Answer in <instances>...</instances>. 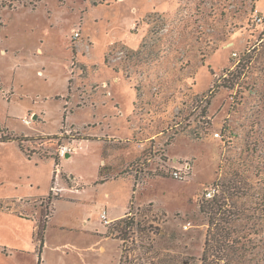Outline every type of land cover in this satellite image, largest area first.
I'll list each match as a JSON object with an SVG mask.
<instances>
[{"label": "rangeland", "instance_id": "rangeland-1", "mask_svg": "<svg viewBox=\"0 0 264 264\" xmlns=\"http://www.w3.org/2000/svg\"><path fill=\"white\" fill-rule=\"evenodd\" d=\"M0 131L33 154L5 147L8 180L49 196L60 163L45 264H201L206 192L264 158V0H0ZM104 147L127 178L99 181ZM175 159L188 180L165 174ZM115 207L134 215L107 227Z\"/></svg>", "mask_w": 264, "mask_h": 264}, {"label": "trees", "instance_id": "trees-1", "mask_svg": "<svg viewBox=\"0 0 264 264\" xmlns=\"http://www.w3.org/2000/svg\"><path fill=\"white\" fill-rule=\"evenodd\" d=\"M210 126L209 122L204 124V135L213 137ZM233 132L230 130V133ZM14 140L19 141L24 149L22 140ZM250 144L252 146L248 147L247 156L252 157L253 154L258 160L261 159L260 154L256 153V147H260L257 139ZM103 155H106L105 147ZM247 160L255 162L248 157ZM258 165L252 169L247 163L246 169L242 167L240 172L233 171L227 184L219 183L221 192L218 191L203 204L202 213L208 217L209 228L201 264H264V158L259 160ZM104 171L105 167L100 170L102 176L105 175ZM48 201L50 203L49 197ZM44 229L45 225H41V236Z\"/></svg>", "mask_w": 264, "mask_h": 264}, {"label": "crops", "instance_id": "crops-1", "mask_svg": "<svg viewBox=\"0 0 264 264\" xmlns=\"http://www.w3.org/2000/svg\"><path fill=\"white\" fill-rule=\"evenodd\" d=\"M87 92L89 96L87 101L89 104L91 103L93 109L96 110V106L93 104L98 102V97L91 95V92H94V88L91 87L87 89ZM107 97V95L104 96V98ZM90 98L92 99L91 102L89 101ZM111 102H114V100H111ZM34 118L36 119L37 116L35 115ZM107 118L108 115L103 116V120ZM11 134L13 133L0 131V156L5 147L13 145L16 146L19 153L16 151L14 152L20 154L25 161L28 160V163H30L33 159V154H29L28 147L24 146L26 142L23 143L24 145L22 144L24 149L21 148L19 141L14 140L18 135H13V137ZM23 136L27 137L29 135L26 134ZM88 140L94 141L95 139L87 138L78 143L81 144L83 141ZM97 141L103 142L105 146L108 143L106 139H98ZM4 157L6 158V155H4ZM102 157L103 162H101L100 170L105 167V175L102 176L100 174L99 180L103 181L101 183L112 181L111 179L113 178H118L115 167H111V165L106 163L107 159H105V157L107 158L108 156L102 155ZM55 160L54 157V161ZM178 161L179 160L175 159L173 162ZM0 169H2V167H0ZM112 173H114L115 176L110 175ZM71 176L75 177L73 175ZM129 178L133 179L131 176H129ZM6 180H8V178L2 176L0 172V264H29V262L31 264H45V255L49 248V244L47 243L49 236L47 232L49 224L54 218L53 212L56 203L53 201L52 208H50L51 217L46 222L45 214L47 205H44V203L47 202L48 194L40 193L42 190L39 180L32 179L28 176L19 177L18 180L14 182ZM24 182L27 184H24ZM62 186L65 187V192H67L65 184H62ZM68 187L71 188L72 186L69 184ZM136 187L137 186H135V188ZM61 196L62 194L57 197V200H60ZM133 205L134 202H132L130 208H132ZM130 208L125 210L123 214H116L117 207L110 212L107 209L106 211L108 217L112 221L117 222L125 218ZM41 225H45L43 236L40 234ZM108 238L111 237L107 234L106 239ZM97 243H99V241ZM101 249L105 250V247L101 246Z\"/></svg>", "mask_w": 264, "mask_h": 264}, {"label": "built area", "instance_id": "built-area-1", "mask_svg": "<svg viewBox=\"0 0 264 264\" xmlns=\"http://www.w3.org/2000/svg\"><path fill=\"white\" fill-rule=\"evenodd\" d=\"M256 19L259 22L261 21V18L259 16H257ZM80 36H81L80 32H76L74 34L73 41L79 39ZM23 121L25 124H27L29 126H31V124H32V121H29L28 119H23ZM210 131H211V134L213 135V138H215V139H221L222 138V136H221L222 133L220 131H218V132H215L213 130H210ZM77 150H78V148H76V146H72V145L59 146L57 156L60 160H63L67 157H70L72 154L77 153ZM163 169H165V171H166L165 174L167 173L168 175H170V177L172 179H175L178 181L188 180V178L190 177V175L193 172L191 162H189L187 160L184 161L183 163L175 162L174 166L170 170H169V168H167V166H163ZM54 175L55 176L53 177L52 192L48 196L50 199V203H48L47 204L48 206L46 207L47 210H46V214H45V221H48L51 217L50 208H52V204H53L54 199L57 198L58 196H60L63 192H65V187H63L62 184H60V181H61L60 178L63 174H62V170L60 169V163L59 162H56ZM75 189L77 190L78 187ZM217 192H218L217 187L210 188L206 192L205 199L206 200L211 199L212 197L215 196V194ZM130 210L127 213V215L125 216V218L132 217L134 215V213L130 212ZM101 217L103 219L105 226H107V227H109L113 223H115V221H112L108 217V213H107L106 209L101 211ZM124 219H122V220H124ZM122 243H124V241Z\"/></svg>", "mask_w": 264, "mask_h": 264}]
</instances>
